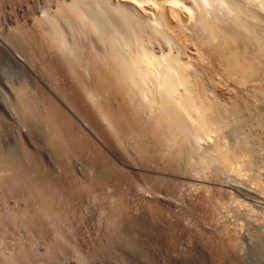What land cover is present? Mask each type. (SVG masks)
<instances>
[{
	"label": "rangeland",
	"instance_id": "obj_1",
	"mask_svg": "<svg viewBox=\"0 0 264 264\" xmlns=\"http://www.w3.org/2000/svg\"><path fill=\"white\" fill-rule=\"evenodd\" d=\"M71 1L74 0H21L22 7H19L14 4L15 0H0V20L11 26L18 24L30 28L28 17L55 18L65 35L66 45L72 56L77 54L80 56V50H83L86 62L90 61L88 58L90 47L100 53L99 62H104L105 49L100 41L103 38L114 37L119 48L130 53L137 52L140 45H143L158 63H161L159 68L164 67L161 65H164L169 57L187 62L188 66L192 63L189 69L194 68L193 71L196 69L200 74L198 77L201 76L200 81L207 89L210 87L208 90L204 88L207 91L205 95L213 99L217 98L219 104L223 101L222 105H230L228 101L232 102L234 97V100L240 98L239 101L243 102L245 95L249 98L244 100L249 99L248 101L255 107L252 108L250 103L251 108H247L250 110L245 111L248 113L244 116H232L229 118L230 124L222 125L214 122L213 125H217L213 126V130L188 125V142L183 143L173 139L170 132H168L170 140L167 139L169 141L154 139L147 133L146 127L150 128L155 112L159 110L158 101H161V95L158 83L150 78L144 87L146 92H143V97L147 100L151 98V101L145 100L148 105L143 108V117L136 132L125 133L114 125L115 130L120 134L121 146L129 158V162H126L113 151L111 144L102 135V130L100 138L96 137L91 125L89 129L56 102L58 98L49 92L41 77L30 73L17 62L14 56L25 57V46H23L25 42L18 39V42L15 41L7 49L0 45V146L2 149L7 153L19 152L14 139L9 135V130L17 128L21 131L20 137L26 147L36 150V155L39 154V157L36 156V163L34 159L27 157L28 165L32 166L28 171L31 175L28 174L27 179L30 176L35 178L34 190H40L47 196L46 198H55V192L65 196L68 195L69 181L73 184L76 177L83 184L86 183L87 187L86 192H83L85 197L80 193L79 201L94 203L95 210L100 211L105 224L119 221L125 212L130 214L132 221H121L120 241L109 251L97 250L93 251L94 253L86 249V242L81 244L83 240L80 237L93 213L86 211L84 222L73 219L70 214L71 222H66L71 231L69 237L72 241L74 239L78 241V248L86 255L88 264H157L156 255L160 248L167 250L164 264H264V143L261 137L264 135V126H262L264 125V94L260 92L259 96L256 91L252 94L255 88L239 89L233 87L231 83L230 88L229 81L223 80L221 74L217 73L220 72L218 69L222 62L218 56L219 61L216 60L215 55L218 54L216 52L218 50L215 51L216 54L212 53V50L217 49V45L221 43L222 36L218 38V34L216 36L214 33L216 40L212 39L211 42L219 41L215 44V49H212L214 44L209 45V40H206L210 37V30L213 32L216 28L219 31L234 29L232 32L238 33L243 39L245 36H249L248 40L251 36L250 40L253 41L255 38L262 39L264 0H165L166 2L164 0H78L79 11L82 10L86 18L93 17L99 22L100 35L92 33L87 27H84L82 33H78L80 30L76 28L69 13L67 11L58 13L57 4ZM123 13H129L132 19L126 18ZM11 15L14 20L10 18ZM134 20L143 23V30H137ZM153 32L164 36L154 39L155 41H148ZM212 35L210 40L213 38ZM135 37H139L141 43L138 44ZM201 38H205L203 39L206 40L205 43ZM35 39L32 37L30 42L35 44ZM200 40L202 44L198 42ZM258 46L262 47V45ZM206 48L207 50H204ZM239 48L238 46L237 49ZM210 55L215 57V61L211 60ZM205 57L208 59L206 60ZM212 62H218L215 63L218 65ZM53 63L55 66L54 60ZM212 67L213 69L217 67L215 70L218 76L215 75L216 73L213 74L214 77L211 75L215 72ZM206 72H211L212 77L208 76L210 78L207 77L206 81L209 80L213 82L212 84L208 85L209 81H205V74H209ZM55 74L62 78L63 72L61 68L59 69V65L55 67ZM215 77L219 79L212 80ZM6 83L24 84L29 91L37 94L41 99V109L45 108L42 115L53 112L61 126L64 125L67 131L70 130L66 135L72 141L73 151H78L77 154L80 155L74 160L69 152L66 154L68 158L73 159L71 172L74 176H64L61 172L62 164L55 158L57 163L53 156L43 150L41 133L19 121L16 100L6 89ZM146 86H149L148 89ZM183 87H179L180 93ZM238 89L242 92L244 90L251 92L246 96L245 91L243 97H240L242 95L239 94ZM236 90H238L237 96H235ZM255 92L258 97H255ZM2 96L8 98L11 109L4 103ZM96 101L103 105L101 97L96 98ZM111 107L118 109L117 99L111 100ZM103 110L108 113L107 108L104 107ZM235 117L240 118L238 122ZM250 118L252 120H249ZM41 119L48 121L47 118ZM231 120L234 122H230ZM217 137L221 141V147L230 152L241 145L240 139H243L242 144L246 142L247 146L252 145L254 152L253 148H250L254 161L253 165L250 164L253 167L251 171H248L250 166L246 167L242 164V157L240 160L234 159L232 164L227 165L220 159L218 153L213 151L210 153L211 144ZM244 138L249 141L244 142ZM259 141H262L261 144ZM8 172L0 167V179ZM251 172L254 175L259 174H256L252 180ZM44 183H47V186ZM60 210L63 209L60 207ZM87 210L93 209L87 208ZM3 240L1 239L2 246ZM42 258L44 263L49 260L43 256ZM62 262H64L62 258L56 256L50 264H63Z\"/></svg>",
	"mask_w": 264,
	"mask_h": 264
},
{
	"label": "bare ground",
	"instance_id": "obj_2",
	"mask_svg": "<svg viewBox=\"0 0 264 264\" xmlns=\"http://www.w3.org/2000/svg\"><path fill=\"white\" fill-rule=\"evenodd\" d=\"M20 1L21 0H15L14 4L22 7L20 6ZM77 1L78 0H74L70 3L61 2L59 5L57 4L56 10H58V13H63L64 11L69 13L76 24V28L80 30L78 33H82L84 27H87L92 33L100 35L101 26L97 19L93 17L86 18L83 11H79L78 7H80V2ZM164 2L166 1L164 0ZM123 14L126 18L132 19L129 13ZM10 18L14 20L12 15ZM28 21L30 22V28H24L18 24H16V26H11L0 20V45L7 49V47H10L15 41L18 42V39L25 42L23 44V46H25V57L14 56L17 62L30 73L41 77L49 89V92L51 94L53 93L58 98L56 102L67 112L73 114L89 129H91V125L95 130H92V132L96 137L100 138L103 132L102 135H104L111 144L114 149L113 151L126 162H129V158L121 146L119 141L120 134L115 130L114 125H117L125 133L136 132L143 117V108L148 105L146 101H151V98L147 100V98L145 99L143 97V92L146 90H144V87L150 78L158 83L161 101H158L160 102L159 110L157 113L155 112L152 122L150 121L152 124L149 126V129L146 127V130H148L147 133H149L152 138L160 140L169 139L168 132H170L173 139H177V141L180 140L183 143L184 141L188 142V125L210 130L213 126L217 125H213L214 122L223 125L224 123H228L229 118L234 115L244 116L248 113L245 111L251 103L248 101L249 99L247 100L249 103L244 100L247 99V97L249 98L247 94L251 92L244 90L245 88H248L247 90L257 89L252 90V94L254 91L258 92L259 96L261 93L264 94V36L262 39L258 38V40L255 38L253 41L250 40L252 39L251 36L249 40L247 39L249 36L246 37L240 34L241 36H245V38L239 37L238 33L237 35L232 32L234 29L232 31H227L226 29H221L219 31L216 26H210V28H216V30H212L213 32L209 29L210 37L212 33L213 35L216 33V36L218 34V38L220 35L223 38L221 43L217 45V49H215V44H218L219 41L213 43L216 40L214 39L216 38L215 35V37L212 35L213 38H211V40L210 37L206 39L210 42H206V44H214L212 45V49L215 50L211 49L212 53L214 52L216 54L217 52L219 54L215 55L216 60L219 61L220 59L222 61L220 62L221 64L219 63L221 65L220 69H218L220 72L216 71L217 67L214 69L212 67L213 70H216L215 72L212 70L214 73L211 75L217 72L221 74L223 80L226 79L229 81L228 86H230L231 83L233 87H238L239 89L244 88L243 92L238 89L240 91L239 94L241 93L240 95H242H239L240 97H243L245 91L247 92V97L244 95L245 98L243 97V102L242 100L239 101L240 98L237 97L238 101L234 100L235 97L233 101V96L231 95L232 97L229 96V98L231 97L232 102L227 99L230 105H222L224 104L223 101L222 103L219 101V104L216 100V96H214L216 99H213L205 95V92H207L205 90L207 88L206 85L200 81L199 77L201 76L198 77V71L196 69L193 71L194 68L189 69L192 63L188 66L187 62H182L173 57L170 59L169 57L165 60V64L163 63L164 61L162 62L164 65L161 66L164 67L159 68L161 63H158V60L154 58L143 45H140V49L137 52L130 53L121 50L114 37L100 39L105 49L103 63L99 62L100 53L95 51L92 47H90L88 55L90 61L86 62L83 57V50H80L81 48L79 49L81 53L80 56L78 54L72 56V52L66 45L65 35L55 18L28 17ZM134 24L137 30H143L142 22L134 20ZM160 36L163 37L164 35L153 32L148 38V41H153ZM32 37L36 38L35 44L30 42ZM201 39L203 40L205 38ZM212 39L214 40L213 42H211ZM202 40L198 42L202 44V42L206 41ZM103 41H105V43ZM135 41L138 44L141 43L139 37H135ZM250 43L252 44L250 45ZM258 45H262V47ZM238 46L241 49H237ZM208 47L211 48L210 46ZM204 50H207V48ZM238 50H240L241 53ZM208 54L209 53H207V56ZM213 55H210L212 56V58L210 57L211 60L215 58H213ZM207 59L208 58H206V60ZM53 60L56 62L55 66ZM212 63L215 64L218 62ZM58 65L59 69L61 68L63 72L62 78H59L55 74V67ZM208 68L210 70V67ZM206 73L209 74H205V81L212 77L210 75L211 72ZM217 73L215 74L216 76H218ZM215 75H213V77ZM217 78L219 79V77ZM217 78L215 77L212 80H216ZM208 81L209 80L206 82ZM209 83L212 84L213 82L209 81L207 84L209 85ZM203 84L205 87H203ZM182 86H184V91L181 90L182 92L180 93L179 87ZM147 87L149 86H146V88ZM6 89L16 100V111L19 121L25 123L30 129L38 130L43 138V150L62 164L63 170L61 169V172L64 176H74L71 172L72 160L79 158L80 155L77 154L78 151H73L74 148H72L73 146L71 145L72 141H70L66 135L70 130L67 131L64 125L61 126V123L56 119L57 117L53 112L46 111L48 113L42 115L45 108L43 107L41 109V99L38 98L37 94L29 91L24 84L14 85L6 83ZM238 90L235 91V96H237ZM252 94H249L250 97ZM211 95L213 96V94ZM258 95L256 94L255 97H258ZM100 97L103 101V105L96 101V98ZM112 99L118 100L119 107L117 110L111 107ZM3 101L11 109V103L6 96L3 97ZM253 105L254 104L251 103L252 108L255 107H253ZM104 107L108 109V113L103 110ZM39 115L41 118H47L48 121L43 120L45 121L44 123ZM235 118L237 122L240 119L237 117ZM249 120H252V118ZM230 122H234V120ZM68 126H70V124ZM262 126L264 125L262 124ZM258 127L257 125V128ZM166 128L168 129L166 130ZM9 135L14 139L19 148V152L16 153L12 151L13 154L7 153L2 149V146H0V167L4 168L7 172L9 171L6 176L0 179V264H50L51 260L56 256L59 259L62 258L64 261L62 262L63 264H88L85 257L86 255L78 248V241L75 239L72 241L71 237H69V232L71 231L69 230V225L66 224V222L70 223L72 218L82 222L86 221V211H91L93 214L91 219L86 222L87 226L82 231L80 237L83 240L81 244L86 242V249L88 251L91 250L92 253L97 250L109 251L114 244L120 241L122 238L121 221H132L128 212H125L119 221H111L105 224L100 216V211L95 210L94 203L92 204L91 201H79L78 197L80 193L83 195L87 187L85 185L86 183L83 184L79 179H76V177L73 184L69 181L67 189L68 195L62 196L55 192V198H46L47 196L40 192V190L33 189L35 178L30 176V178L27 179L30 173L28 171L32 168V166L27 163V157H31L36 163V156L39 154L36 155V150H30L26 147V144L20 137L21 131L17 128L9 130ZM261 137L264 143V135H261ZM246 139L244 142L249 141ZM242 140L243 139H240L241 145H237L238 147H236L233 152H230L221 147V141L217 137L213 144H211L210 153L211 151H213V153H218L221 157L220 159L227 165L234 159L238 158V160H240V157H242V164L246 167L250 166L248 171H251L250 169L253 168L251 167L253 165L252 162L254 161V156L251 151L253 147H251L252 145L250 146L251 148L247 146L246 142L242 144ZM70 147L72 149H70ZM172 150H174V148ZM252 150L254 152V148ZM175 151L173 152L176 153ZM68 152L73 156V159L66 156ZM173 152L171 153L174 155ZM253 154L255 155V153ZM151 155L152 154H150V156ZM52 161L55 163L54 160ZM251 163L252 165H250ZM257 171L259 172L260 170L258 169ZM254 172H256V170ZM256 174L258 175L259 173H255V175ZM255 175L253 173L252 180ZM46 184L44 183V185ZM41 191H43V189ZM83 197H85V195H83ZM60 207L63 210L65 208V211L60 210ZM87 208L93 210H87ZM1 239H4L3 246L1 245ZM166 255L167 250L160 248L156 255L157 264H164ZM42 256L49 259L47 263L43 262Z\"/></svg>",
	"mask_w": 264,
	"mask_h": 264
}]
</instances>
